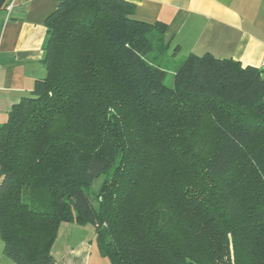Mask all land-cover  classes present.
Here are the masks:
<instances>
[{
	"label": "trees",
	"instance_id": "16d2710c",
	"mask_svg": "<svg viewBox=\"0 0 264 264\" xmlns=\"http://www.w3.org/2000/svg\"><path fill=\"white\" fill-rule=\"evenodd\" d=\"M55 2L45 75L0 125L3 254L53 264L75 222L111 264H264V71L188 54L168 86L164 22Z\"/></svg>",
	"mask_w": 264,
	"mask_h": 264
},
{
	"label": "crops",
	"instance_id": "0c3cea01",
	"mask_svg": "<svg viewBox=\"0 0 264 264\" xmlns=\"http://www.w3.org/2000/svg\"><path fill=\"white\" fill-rule=\"evenodd\" d=\"M56 0H10L0 10V125L34 80L45 75L44 20ZM132 17L166 24L163 68L173 74L188 54H210L259 68L264 54V0H128ZM162 56V57H163ZM92 224L62 222L51 249L53 264H111L98 248ZM0 264H13L3 254Z\"/></svg>",
	"mask_w": 264,
	"mask_h": 264
},
{
	"label": "rangeland",
	"instance_id": "374dc122",
	"mask_svg": "<svg viewBox=\"0 0 264 264\" xmlns=\"http://www.w3.org/2000/svg\"><path fill=\"white\" fill-rule=\"evenodd\" d=\"M166 58H167L166 56L161 57L160 59H158V62L157 63H160L161 65H163V62H165L166 60H168ZM165 83L168 86H171L172 85V76H171V73L169 74V72H167L166 79H165ZM102 179H103L102 176L99 177L94 182H92L93 184L87 190H85L87 192V195L91 197V200H92V202L94 204L96 203L95 196L94 195L97 194V192H98V190L100 188Z\"/></svg>",
	"mask_w": 264,
	"mask_h": 264
},
{
	"label": "built area",
	"instance_id": "2783aa9c",
	"mask_svg": "<svg viewBox=\"0 0 264 264\" xmlns=\"http://www.w3.org/2000/svg\"><path fill=\"white\" fill-rule=\"evenodd\" d=\"M9 8H10V5L7 6V9H9ZM260 59H261V61H260V64H259V69H260V71L261 70L264 71V54H263L262 58H260Z\"/></svg>",
	"mask_w": 264,
	"mask_h": 264
}]
</instances>
